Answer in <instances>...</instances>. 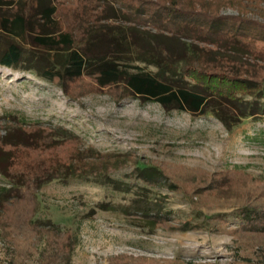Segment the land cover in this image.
Wrapping results in <instances>:
<instances>
[{"label":"rangeland","instance_id":"374dc122","mask_svg":"<svg viewBox=\"0 0 264 264\" xmlns=\"http://www.w3.org/2000/svg\"><path fill=\"white\" fill-rule=\"evenodd\" d=\"M192 2L193 7L201 2L219 15L264 26L263 1ZM59 3L61 20L73 23L79 38L85 22L99 18V9L106 6L119 16L121 21L113 23L121 28L129 23L141 35L158 34L165 42L173 37L182 47L200 45L226 59L220 63L238 60L246 78H264V44L254 45L244 37L232 43L221 32H190L137 11L138 0ZM149 42L155 45L153 39ZM138 66L156 71L144 63ZM95 87L91 77L73 80L65 88L36 71L0 65V136L24 129L19 144L45 138L43 151H16L13 172L39 161L68 162L78 151L125 156L111 176L121 184L117 189L53 180L33 195L27 192V199L14 201L8 212L0 207V264H264V233L234 230L242 224L236 217L238 206L264 207V118L246 117L227 131L209 113L167 112L156 102L120 98L119 90L98 92ZM105 161L102 171L111 173L114 161ZM136 165L162 169L164 175L156 186L138 181L128 194L124 190L136 181ZM6 183L0 173V186H10ZM138 186L148 190L143 202L149 216L100 209L106 202L127 204Z\"/></svg>","mask_w":264,"mask_h":264},{"label":"trees","instance_id":"16d2710c","mask_svg":"<svg viewBox=\"0 0 264 264\" xmlns=\"http://www.w3.org/2000/svg\"><path fill=\"white\" fill-rule=\"evenodd\" d=\"M138 3L137 11L153 19L170 21L190 32H221L232 43L244 37L254 45L257 42L264 44L263 25L243 17L219 15L213 11L215 9H207V5L201 2H198L197 8L192 6V0L157 1L155 4L149 0H138ZM105 7L99 9V18L85 22L79 38L71 28L73 23L63 21L64 18L61 20L59 0H0V65L36 71L43 78L59 81L65 88L73 80L91 77L98 92L103 88L110 93L119 90L120 98L134 96L142 103L156 102L167 112L177 109L193 116L209 113L227 131L236 128L246 117L264 118V78H246L238 60L229 58L220 63L226 59L217 58L215 51L207 52L200 45L182 47L173 37L166 38L170 42H165L158 34L153 36L141 32V35L129 23L128 27L121 28L113 23L121 21L119 16ZM150 39L155 45H150ZM256 51L259 52L258 49ZM260 52L264 56V50ZM138 63L152 66L156 71L142 68ZM23 130L19 134L7 131L0 136V173L10 184L0 186V207L7 212L14 201L27 199V192L33 195L32 192L53 180L94 182L114 189L121 185L120 182L115 183L111 176L124 164L125 156L98 155L92 150L90 154L81 151L73 153L68 162L39 163L37 160L38 164L32 165L33 162L30 163L32 166L18 173L13 172L17 150L43 151L45 138L42 135L27 143H18L26 134L27 130ZM67 137L75 139L74 136ZM106 158L114 161L111 173L102 171ZM80 163L100 164L88 167ZM133 173L134 184L140 181L147 186H156L158 179L164 175L162 169L137 165ZM134 184L125 187L124 192L132 193V189L137 187ZM138 188L127 204L111 205L106 202L99 205L100 209L122 212L127 216L135 212L149 216V208L143 202L147 201L144 197L148 190L141 186ZM238 208L236 217L242 224L234 230L245 234L264 233V207L247 203ZM28 216L29 213L25 212V217ZM37 223H41L40 220H36Z\"/></svg>","mask_w":264,"mask_h":264}]
</instances>
